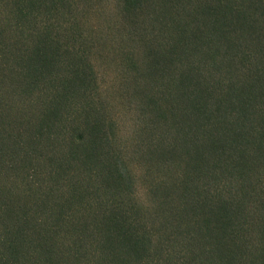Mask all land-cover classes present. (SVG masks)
<instances>
[{"label":"trees","instance_id":"16d2710c","mask_svg":"<svg viewBox=\"0 0 264 264\" xmlns=\"http://www.w3.org/2000/svg\"><path fill=\"white\" fill-rule=\"evenodd\" d=\"M0 264H264V0H0Z\"/></svg>","mask_w":264,"mask_h":264}]
</instances>
